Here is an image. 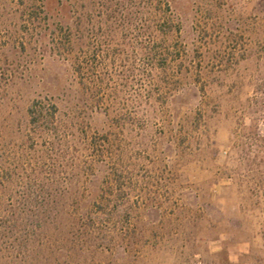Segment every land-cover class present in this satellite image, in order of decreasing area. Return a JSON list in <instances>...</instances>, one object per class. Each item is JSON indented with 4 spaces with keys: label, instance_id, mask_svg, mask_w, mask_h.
<instances>
[{
    "label": "rangeland",
    "instance_id": "374dc122",
    "mask_svg": "<svg viewBox=\"0 0 264 264\" xmlns=\"http://www.w3.org/2000/svg\"><path fill=\"white\" fill-rule=\"evenodd\" d=\"M157 1L0 0V264H264V0Z\"/></svg>",
    "mask_w": 264,
    "mask_h": 264
},
{
    "label": "trees",
    "instance_id": "16d2710c",
    "mask_svg": "<svg viewBox=\"0 0 264 264\" xmlns=\"http://www.w3.org/2000/svg\"><path fill=\"white\" fill-rule=\"evenodd\" d=\"M157 5L155 4V13H154V23L156 25L155 30L156 32H160L162 34L168 33L172 26V15L170 11V7L165 5L162 8L161 0L157 1ZM155 34V33H154ZM145 51H149L147 54L148 59L158 61V59H165L167 60V56L163 53L162 47L155 45L152 47L144 48ZM96 54H89L85 51V48L80 49V53L77 55L75 60V71L79 76V80L83 86H88V84L94 80L95 78H99L100 75H97V69H95L96 63ZM160 61V60H159ZM57 107L51 103H44L43 101H35L33 105L29 108V116L31 119V124L37 125L39 123H44L48 119H53L57 114ZM99 207H102L100 204Z\"/></svg>",
    "mask_w": 264,
    "mask_h": 264
}]
</instances>
